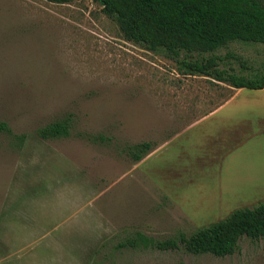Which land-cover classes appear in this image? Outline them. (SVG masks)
Here are the masks:
<instances>
[{
	"label": "rangeland",
	"instance_id": "rangeland-1",
	"mask_svg": "<svg viewBox=\"0 0 264 264\" xmlns=\"http://www.w3.org/2000/svg\"><path fill=\"white\" fill-rule=\"evenodd\" d=\"M213 55L264 73L262 44ZM262 114L264 90L126 41L98 0H0V264H264V237L225 257L159 246L264 202ZM66 116L69 137L37 136Z\"/></svg>",
	"mask_w": 264,
	"mask_h": 264
},
{
	"label": "trees",
	"instance_id": "trees-1",
	"mask_svg": "<svg viewBox=\"0 0 264 264\" xmlns=\"http://www.w3.org/2000/svg\"><path fill=\"white\" fill-rule=\"evenodd\" d=\"M69 3L73 0H53ZM117 23L124 39L151 52L163 51L176 60L187 74L209 77L234 89H264V73L248 78L231 68H220L221 58L213 55L232 42L264 45V0H98ZM206 55H209L206 57ZM228 57L236 58L228 54ZM71 117L50 123L37 131L42 140L70 136ZM0 133L12 135L5 123ZM19 143L23 136L15 137ZM93 141H103L102 136ZM154 144L129 145L126 153L140 162ZM264 237V202L253 208L232 211L227 217L198 229L190 236L160 243L164 249L181 244L193 255H231L241 238ZM129 247L136 246L129 241Z\"/></svg>",
	"mask_w": 264,
	"mask_h": 264
},
{
	"label": "crops",
	"instance_id": "crops-1",
	"mask_svg": "<svg viewBox=\"0 0 264 264\" xmlns=\"http://www.w3.org/2000/svg\"><path fill=\"white\" fill-rule=\"evenodd\" d=\"M262 90H264V89H262ZM232 99V98H231ZM216 111V110H215ZM262 116L264 117V114H262Z\"/></svg>",
	"mask_w": 264,
	"mask_h": 264
}]
</instances>
